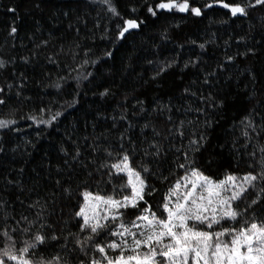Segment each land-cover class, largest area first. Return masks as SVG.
Wrapping results in <instances>:
<instances>
[{
  "label": "trees",
  "instance_id": "trees-1",
  "mask_svg": "<svg viewBox=\"0 0 264 264\" xmlns=\"http://www.w3.org/2000/svg\"><path fill=\"white\" fill-rule=\"evenodd\" d=\"M158 2L114 0L123 16H138L145 23L138 33L123 42L122 47L117 44L118 50H113L112 38L118 20L90 0H0V58L9 61L7 69L0 71V86L25 84L20 98L15 95L16 88L13 87L7 96L6 106H0V118H8L11 114L19 120L13 129L0 132V148L3 149L0 151V200L9 201L13 206L10 211L17 218L21 213L32 215L27 208L29 201L47 198L50 192L55 191L57 204L52 206L55 215L50 222L56 225L57 232L64 219L69 220L72 227V215L81 198L75 191L70 198L61 194L56 180L60 179L65 186L71 183L74 190L77 185L83 188L96 184L97 174L93 170L105 157L103 150L94 154L92 146L94 143L104 147L111 144L118 148V136L127 128V122L117 120L116 127H113L112 117H118L121 112L133 124L128 134L137 149L146 146L145 137L152 139V125L167 134L170 126L165 119L167 113L153 112L158 104L170 105L173 121L199 119L203 122L205 116L212 121V126L207 129L206 147L198 154V166L205 174L219 180L226 173L243 175L257 170L248 166L249 163L255 164L248 155L253 150L255 138L247 148L241 147L245 143L241 135V120L254 108L258 125L260 116L264 115V9H249L248 17L233 18L229 11L205 9L204 5L209 0H190L191 4L202 8L203 16L173 12L158 13L153 18L146 9L149 4ZM225 2L242 3L243 0ZM132 7H136L138 12L132 13ZM9 9H15V12ZM12 27L17 29L15 35H10ZM165 32L167 38L162 36ZM76 43L80 45V56L75 63L70 55L57 57L59 67L48 62L46 57L58 52L61 46L67 52ZM200 44H205L203 50ZM89 49V61L99 58L100 63L95 67L89 64L82 70L92 73L88 80L81 81L77 87V82L70 79L59 92L45 87L51 80L67 76L71 68L78 67L84 52ZM105 50H113L114 58H103ZM25 57L29 58L28 63L24 62ZM228 57H235V60L226 64ZM173 58L178 60L176 66L158 80H152L157 66ZM192 61H198L195 67L191 66ZM186 62L190 66L182 71ZM218 65H223L224 70H218ZM212 71L217 74L209 77L211 83H203L205 75ZM106 88L114 95L102 98L100 93ZM186 88L195 92L196 97L187 95ZM76 93L78 103L72 106L67 102ZM201 94H211L216 100L223 101V107L208 108L204 115L186 112L189 105L201 107L197 99ZM24 96L31 99L25 100ZM136 99L144 101L143 107L147 111L143 114L133 107ZM48 107L53 112H63L52 128L43 125L37 128L31 120L21 119L30 113L39 116L40 109ZM80 116L85 118L81 120ZM90 121L95 125L91 131L85 132ZM149 121L150 127L142 134V126ZM259 139L264 144V133ZM179 143L177 139V146ZM168 145L169 142H165L166 149ZM77 148L81 152L80 161L88 167L73 163L70 171L64 161ZM62 149L67 150L69 157ZM142 155L138 152L135 156L134 166ZM173 158L174 154L170 152L167 160L159 162V171L152 164L156 178L149 177V183L158 189L154 196L148 198L153 210L157 209L167 188L180 175L179 171L176 175L169 174ZM91 160L96 164H90ZM57 168L63 171L58 172ZM88 171H93V176L84 184ZM161 173L168 176L167 182L159 179ZM69 176L71 181L67 179ZM260 208V204L255 206L256 210ZM257 215L264 213L257 211Z\"/></svg>",
  "mask_w": 264,
  "mask_h": 264
},
{
  "label": "snow or ice",
  "instance_id": "snow-or-ice-1",
  "mask_svg": "<svg viewBox=\"0 0 264 264\" xmlns=\"http://www.w3.org/2000/svg\"><path fill=\"white\" fill-rule=\"evenodd\" d=\"M90 2L101 5L107 13H111L112 18L118 20L116 33L112 38L113 50H118L117 44L122 47L123 42L138 33L145 23L138 16H123L114 0ZM143 2L147 3V0ZM216 5L228 10L233 18H246L249 9H264V0H243L242 3L209 0L204 8L213 9ZM9 11L15 12V9ZM146 11L153 18L158 13H190L195 17L204 14L202 8L191 4L190 0H159L155 5L149 4ZM131 12L137 13L138 9L132 7ZM16 32L17 29L12 27L10 35H15ZM162 36L167 38V33ZM44 46H47V41ZM199 47L203 50L205 44H200ZM79 48L80 45L76 43L66 52L61 46L58 52L46 58L49 63L59 67L57 57L70 55L75 63L80 56ZM113 50H105L103 58L113 59ZM90 51L84 52L79 66L71 68L67 76H58L45 87L59 92L70 79L77 82V87L81 81L88 80L92 73L82 70L89 64L95 67L100 63L99 58L89 61L87 57ZM234 60L235 57H228L225 63L231 64ZM24 62L28 63L29 58L25 57ZM197 62H190L191 66L195 67ZM8 63L9 61L0 58V71H5ZM177 63L176 58L161 62L151 79L158 80ZM190 63L186 62L181 70L187 69ZM218 70L223 71V65H218ZM73 72L76 73L75 76L72 75ZM216 74V71L208 72L203 83L210 84L209 77H215ZM13 87L16 88L17 98L23 95V82L0 86V106H6L7 96ZM185 93L194 97L197 95L187 88ZM110 94L114 95L106 88L100 96L103 98ZM77 95L78 93L74 94L67 103L75 106L78 103ZM23 98L31 99L29 96ZM197 99L201 107L192 108L189 105L186 112L204 115L208 108L223 107V101L216 100L211 94H201ZM124 104H127V97ZM143 105V100L136 99L133 107H137L138 112L143 114L147 111ZM157 110L167 113L165 119L170 125L167 134L152 125V139L145 137L146 146L142 145L139 149L128 134L133 124L128 121L127 116L121 112L118 117H112L113 127H116L119 120L126 121L127 128L118 136V148H113L111 144L104 147L94 143L92 146L94 154L103 150L108 158L93 170L100 176L96 192L87 187L81 188L80 185L74 190L71 183L65 186L60 179L56 180V186L64 196L70 198L75 191L76 195L82 197L77 203L78 210L72 215V219L77 222L76 231L72 230L67 219L63 220L59 232L56 225L50 222V218L55 215L52 206L57 204L55 191L50 192L47 198L29 201L27 208L32 211V215L21 213L19 218L10 211L13 206L7 199L0 200V264H264V215H257V211L264 213V144L259 139L264 133V115L260 116L258 125L254 108L241 120V135L245 139L241 147L247 148L255 138L253 150L248 153L255 164L249 163L248 166L257 170L243 175L226 173L224 178L216 180L198 166V154L206 147L207 129L212 126V121L206 116L203 122L199 119L173 121L170 105L158 104L153 112ZM62 115L61 110L53 112L48 107L41 108L39 116L30 113L21 119L31 120L37 128L42 125L52 128ZM18 123L19 120L11 114L8 118H0V132L13 129ZM150 125L151 121L145 123L141 133ZM14 130L19 131L18 128ZM177 139L180 141L178 146ZM165 142H169L167 149ZM0 151L3 149L0 148ZM62 151L69 157L67 150ZM138 152L143 155L134 166L133 160ZM170 152L174 154V158L169 174L176 175L179 171L180 175L167 188L157 209L153 210L148 198L154 196L158 189L149 183V177L156 178L152 164L159 171V162L167 160ZM80 157L81 152L77 148L64 161L69 165L70 171L73 163L88 167L80 161ZM89 163L95 165L96 161L91 160ZM20 171L23 172V169ZM57 171L63 170L57 168ZM93 171L87 172L84 184L93 176ZM114 176L120 178L119 183L113 181ZM67 179L71 181V176ZM159 179L167 182L168 176L161 173ZM101 181L112 186L110 193H102L99 189ZM20 203L23 205L24 201ZM257 204L261 205L258 210L255 209ZM53 248L55 251H52Z\"/></svg>",
  "mask_w": 264,
  "mask_h": 264
},
{
  "label": "rangeland",
  "instance_id": "rangeland-1",
  "mask_svg": "<svg viewBox=\"0 0 264 264\" xmlns=\"http://www.w3.org/2000/svg\"><path fill=\"white\" fill-rule=\"evenodd\" d=\"M92 114V113H91ZM85 117H83V116H80V119L81 120H83ZM88 124V127H87V129H86V131L85 132H88V131H91V129H92V127L95 125L94 124V122H92V121H90L89 123H87ZM94 130L93 131H95L96 130V127L95 128H93ZM87 142V141H86ZM82 143H84V142H82ZM86 145V144H85ZM85 147V146H84ZM86 147H87V145H86ZM104 157H105V155H104ZM104 160L105 159H108L107 157H105V158H103ZM95 181H96V184H94L93 186H85V187H87L89 190H91V191H93V192H96L98 189H97V181H100V176L99 175H97L96 176V179H95ZM113 181L115 182V183H119L120 182V178L119 177H116V176H114L113 177ZM84 188V187H83ZM99 189L102 191V193L103 194H108V193H110L111 192V190H112V186L111 185H107V184H105V183H103V181H101L100 182V184H99ZM81 199H80V201L82 200V197H80ZM78 210V207H76V209L74 210V211H77ZM76 221L75 220H73V226L71 227L72 228V230H76Z\"/></svg>",
  "mask_w": 264,
  "mask_h": 264
},
{
  "label": "water",
  "instance_id": "water-1",
  "mask_svg": "<svg viewBox=\"0 0 264 264\" xmlns=\"http://www.w3.org/2000/svg\"><path fill=\"white\" fill-rule=\"evenodd\" d=\"M214 8H216V9H222V8H220L218 5H216ZM222 10L228 11V10H226V9H222Z\"/></svg>",
  "mask_w": 264,
  "mask_h": 264
},
{
  "label": "bare ground",
  "instance_id": "bare-ground-1",
  "mask_svg": "<svg viewBox=\"0 0 264 264\" xmlns=\"http://www.w3.org/2000/svg\"><path fill=\"white\" fill-rule=\"evenodd\" d=\"M222 10V9H221Z\"/></svg>",
  "mask_w": 264,
  "mask_h": 264
}]
</instances>
